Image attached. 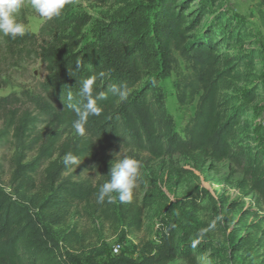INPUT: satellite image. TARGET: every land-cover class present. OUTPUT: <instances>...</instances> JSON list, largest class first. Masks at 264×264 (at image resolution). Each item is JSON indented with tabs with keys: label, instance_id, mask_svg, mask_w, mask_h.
I'll return each mask as SVG.
<instances>
[{
	"label": "trees",
	"instance_id": "16d2710c",
	"mask_svg": "<svg viewBox=\"0 0 264 264\" xmlns=\"http://www.w3.org/2000/svg\"><path fill=\"white\" fill-rule=\"evenodd\" d=\"M73 1L68 0L61 14L40 28L41 32L49 24L54 32L40 49L44 80L36 94L23 95L33 110L22 108L23 98L16 95L0 98V146L14 147L9 158L11 191L0 186V264H68L76 228L60 234L52 229L63 224L70 212L117 223L128 234L141 231L153 198L139 201L133 193L131 202L109 203L107 198L97 202L99 187L110 178L109 151L116 148L127 150V156L139 163L182 155L196 167L210 160L245 164L250 188L264 212V160H252L234 147L242 120V111L229 95L236 61L217 51L211 34L194 37L199 21L184 13L186 1L96 0L117 8L86 43L81 32L88 21L70 13ZM22 38L5 36L18 44ZM178 59L190 68L188 74L178 73V103L185 105L197 95L183 136L174 130L160 86L161 79L178 67ZM89 77H95L94 98L101 92L105 97L96 100L101 112L87 117L85 133L79 135L73 128L77 116L69 104L83 102L80 89ZM120 85L126 86L123 96L112 91ZM67 152L77 161L91 163L98 175L93 185L65 176L75 165H64ZM29 190L35 194L26 197ZM192 238L197 236L190 228L170 224L160 244L145 249L137 259L102 264H169L175 259L197 264L203 245L191 244Z\"/></svg>",
	"mask_w": 264,
	"mask_h": 264
},
{
	"label": "rangeland",
	"instance_id": "374dc122",
	"mask_svg": "<svg viewBox=\"0 0 264 264\" xmlns=\"http://www.w3.org/2000/svg\"><path fill=\"white\" fill-rule=\"evenodd\" d=\"M184 13L197 17L195 38L204 32L212 35L217 51L234 57L236 64L230 78L229 95L240 113L234 147L247 152L252 160H264V0H184ZM143 3L142 0H137ZM117 8L96 0H74L70 13L88 22L81 32L82 43L90 42L99 26L110 19ZM18 21L26 26L21 43H10L0 34V98L36 94L46 75L40 58L41 46L49 41L54 29L24 0ZM32 35H35L33 37ZM23 41V42H22ZM188 74V63L178 59V67L160 86L174 130L184 134V127L195 112L196 98L185 105L177 101L178 73ZM22 108L33 110L23 98ZM244 112H246L244 114ZM1 130V125H0ZM12 144L0 146V186L11 191L9 158ZM113 163L128 157L127 150L109 151ZM32 155L29 154L30 158ZM142 157V156H141ZM246 165L230 160L204 161L199 167L192 159L172 155L140 163L133 193L139 201L153 198L143 215V227L128 234L122 225L70 212L54 234L76 228L77 238L68 250V264H102L116 259H137L142 251L160 244L170 224L193 231L190 243L203 245L197 264H264V212L257 194L250 188ZM72 180L93 185L98 178L87 159L78 161L66 174ZM39 175L37 176L38 179ZM26 197L33 196L29 190ZM24 195V193H23ZM217 217H222L216 220ZM216 220L214 228H209ZM208 229L203 235L201 230ZM194 237V236H193ZM120 244L117 254L112 245ZM169 264H188L175 259Z\"/></svg>",
	"mask_w": 264,
	"mask_h": 264
},
{
	"label": "clouds",
	"instance_id": "9594fccd",
	"mask_svg": "<svg viewBox=\"0 0 264 264\" xmlns=\"http://www.w3.org/2000/svg\"><path fill=\"white\" fill-rule=\"evenodd\" d=\"M68 0H30L31 8L42 18L51 19L61 14ZM24 0H0V34L15 39L17 36H24L26 34V26L23 22L18 21L17 16L23 7ZM95 77H89L82 81L80 89V96L83 102L79 105L69 104L77 116L73 121V128L79 135L85 133V122L90 115H99L101 112L100 107L97 105V99H103L105 94L99 93L94 98L93 85ZM126 86L120 85L119 88L113 87L112 91L123 96V91ZM71 100V94L68 95ZM77 157L72 152H67L63 157L65 166L76 164ZM140 163L133 157H124L117 162L113 163L106 180L100 187L97 195V202L103 203L107 198L109 203L118 199L120 203L131 202L133 198V190L136 187ZM113 194H116L115 197ZM222 217H217L220 220ZM216 220H213L209 228H214ZM208 229L201 230L203 235Z\"/></svg>",
	"mask_w": 264,
	"mask_h": 264
},
{
	"label": "built area",
	"instance_id": "2783aa9c",
	"mask_svg": "<svg viewBox=\"0 0 264 264\" xmlns=\"http://www.w3.org/2000/svg\"><path fill=\"white\" fill-rule=\"evenodd\" d=\"M120 244L119 243H115V244H113L112 245V252L114 253V254H117V253H119V251H120Z\"/></svg>",
	"mask_w": 264,
	"mask_h": 264
}]
</instances>
